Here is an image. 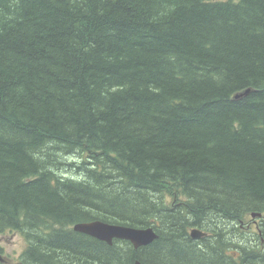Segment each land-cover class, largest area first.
Returning <instances> with one entry per match:
<instances>
[{
	"label": "trees",
	"instance_id": "obj_1",
	"mask_svg": "<svg viewBox=\"0 0 264 264\" xmlns=\"http://www.w3.org/2000/svg\"><path fill=\"white\" fill-rule=\"evenodd\" d=\"M6 232L14 264H264V0H0Z\"/></svg>",
	"mask_w": 264,
	"mask_h": 264
},
{
	"label": "water",
	"instance_id": "obj_2",
	"mask_svg": "<svg viewBox=\"0 0 264 264\" xmlns=\"http://www.w3.org/2000/svg\"><path fill=\"white\" fill-rule=\"evenodd\" d=\"M73 231L108 245H111L114 240L127 241L134 249L147 246L156 239V235L152 232L151 228H133L124 225L108 224L98 220L78 223L73 226ZM191 236L193 239H200L205 236V233L199 229H195L192 230ZM0 261H2L1 255ZM134 264H139V262L136 261Z\"/></svg>",
	"mask_w": 264,
	"mask_h": 264
},
{
	"label": "rangeland",
	"instance_id": "obj_3",
	"mask_svg": "<svg viewBox=\"0 0 264 264\" xmlns=\"http://www.w3.org/2000/svg\"><path fill=\"white\" fill-rule=\"evenodd\" d=\"M24 247L25 241L18 233L6 232L0 234V253L6 264H14Z\"/></svg>",
	"mask_w": 264,
	"mask_h": 264
},
{
	"label": "bare ground",
	"instance_id": "obj_4",
	"mask_svg": "<svg viewBox=\"0 0 264 264\" xmlns=\"http://www.w3.org/2000/svg\"><path fill=\"white\" fill-rule=\"evenodd\" d=\"M260 216H261L260 214H257V215L254 214V217H252V218H253L252 220H253V224H254V225H256V226L259 225V223H258L259 219H258V218H260ZM256 221H257V222H256ZM89 222H91V221H89ZM83 223H84V222H83ZM77 224H78V223H77ZM75 225H76V224H75ZM149 228H150V227H149ZM195 229H197V228H193V229H191L190 232H189L191 238H192V236H191V232H192V230H195ZM151 230H152V232L156 235L155 231H154L152 228H151ZM203 233H204V232H203ZM205 235H206V234H205ZM203 237H204V236H203ZM156 238H157V235H156ZM201 238H202V237H201ZM192 239H193V238H192ZM196 240H197V239H196ZM112 243H113V242H112ZM107 245H108V244H107ZM111 245H112V244H111ZM111 245H108V246H111ZM139 264H141V263L139 262Z\"/></svg>",
	"mask_w": 264,
	"mask_h": 264
},
{
	"label": "flooded vegetation",
	"instance_id": "obj_5",
	"mask_svg": "<svg viewBox=\"0 0 264 264\" xmlns=\"http://www.w3.org/2000/svg\"><path fill=\"white\" fill-rule=\"evenodd\" d=\"M257 222V221H256ZM258 223H260V220L258 221Z\"/></svg>",
	"mask_w": 264,
	"mask_h": 264
}]
</instances>
